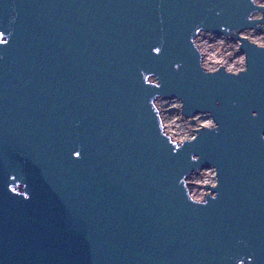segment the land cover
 <instances>
[{"label": "water", "instance_id": "water-1", "mask_svg": "<svg viewBox=\"0 0 264 264\" xmlns=\"http://www.w3.org/2000/svg\"><path fill=\"white\" fill-rule=\"evenodd\" d=\"M245 30L264 4L0 0V264H264V46ZM203 31L245 69H207ZM172 98L213 123L175 139Z\"/></svg>", "mask_w": 264, "mask_h": 264}, {"label": "rangeland", "instance_id": "rangeland-1", "mask_svg": "<svg viewBox=\"0 0 264 264\" xmlns=\"http://www.w3.org/2000/svg\"><path fill=\"white\" fill-rule=\"evenodd\" d=\"M257 2L259 4H264V0H257ZM255 16L261 17V14L259 13ZM242 35L248 37L257 44L264 46V30H245L242 32ZM207 58H209V66L212 69L219 64H224L223 66L229 70L242 69L245 67V56L239 49V42L231 38L226 40L225 49L220 50V53H218V48L209 50ZM206 67L208 66L206 65ZM159 100L162 103L161 106L163 108L161 111L162 116L166 117L168 124L170 125V131L175 137H178L179 140L194 137V129L203 125H211L213 123L211 117L206 114H197L195 116V123H191L182 115L180 100L176 98ZM191 177L193 181L199 183L200 187L205 192L204 195L211 192V189L206 188L204 185L213 186L217 183L216 170L214 167L200 170L192 174Z\"/></svg>", "mask_w": 264, "mask_h": 264}, {"label": "built area", "instance_id": "built-area-1", "mask_svg": "<svg viewBox=\"0 0 264 264\" xmlns=\"http://www.w3.org/2000/svg\"><path fill=\"white\" fill-rule=\"evenodd\" d=\"M228 39V37L224 36V35H216V34H213V33H210V32H201L197 38H196V43L198 44L200 50L202 51V54H203V64L205 63V65H207L208 67H205L210 69V70H218L221 66V64L215 66L213 69L210 68L209 64V58H206L205 60V57H208V54H209V50L211 49H215V48H218V53H220V50H223L225 49V46H226V40ZM240 49V48H239ZM205 56V57H204ZM225 67V66H224ZM245 67H246V61H245ZM242 68V69H234V70H229L227 69L228 71H231V72H238L240 70H243L245 69ZM226 68V67H225Z\"/></svg>", "mask_w": 264, "mask_h": 264}, {"label": "bare ground", "instance_id": "bare-ground-1", "mask_svg": "<svg viewBox=\"0 0 264 264\" xmlns=\"http://www.w3.org/2000/svg\"><path fill=\"white\" fill-rule=\"evenodd\" d=\"M256 2H257V0H256ZM257 3H258V2H257ZM204 57H205V56H204ZM206 58H207V57H205V60H206ZM204 65H205V63H204ZM205 66H206V65H205ZM161 105H162V103L160 102V100H158V106H159L160 110L162 111L163 108H162ZM163 120H164V124H165V128H166L167 133L170 134V135H172L175 139L179 140L178 137H175V136L172 134V132L170 131V127H169L170 125L168 124V121H167L166 117H163ZM189 185H190V189H191L192 195H193L196 199H198V200L202 199V198H203V195H204L205 192H204L203 189L200 187L199 183L193 181V180H192V177H190V178H189ZM204 196H205V195H204Z\"/></svg>", "mask_w": 264, "mask_h": 264}, {"label": "clouds", "instance_id": "clouds-1", "mask_svg": "<svg viewBox=\"0 0 264 264\" xmlns=\"http://www.w3.org/2000/svg\"><path fill=\"white\" fill-rule=\"evenodd\" d=\"M253 115H256V113H253ZM217 127V125L215 124L212 128H209V129H213V128H216ZM76 155H79V153H77ZM196 156H193L192 157V159H194ZM217 185V184H216ZM216 185H214V187L216 186ZM216 195V194H215ZM214 195V196H215ZM195 202H197V203H205L206 201H203V202H201L200 200H196Z\"/></svg>", "mask_w": 264, "mask_h": 264}, {"label": "snow or ice", "instance_id": "snow-or-ice-1", "mask_svg": "<svg viewBox=\"0 0 264 264\" xmlns=\"http://www.w3.org/2000/svg\"><path fill=\"white\" fill-rule=\"evenodd\" d=\"M3 41H0V43H2ZM157 52H159V49H156Z\"/></svg>", "mask_w": 264, "mask_h": 264}]
</instances>
